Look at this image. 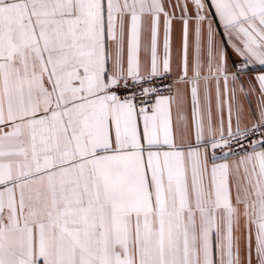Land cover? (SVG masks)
<instances>
[{"label": "snow or ice", "instance_id": "6c2138e0", "mask_svg": "<svg viewBox=\"0 0 264 264\" xmlns=\"http://www.w3.org/2000/svg\"><path fill=\"white\" fill-rule=\"evenodd\" d=\"M0 264H264V0H0Z\"/></svg>", "mask_w": 264, "mask_h": 264}, {"label": "crops", "instance_id": "0c3cea01", "mask_svg": "<svg viewBox=\"0 0 264 264\" xmlns=\"http://www.w3.org/2000/svg\"><path fill=\"white\" fill-rule=\"evenodd\" d=\"M177 38L174 37V48H173V54L175 55V46H176ZM255 103V99H253V104Z\"/></svg>", "mask_w": 264, "mask_h": 264}]
</instances>
